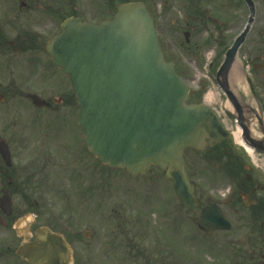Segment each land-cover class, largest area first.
<instances>
[{"label":"flooded vegetation","instance_id":"flooded-vegetation-1","mask_svg":"<svg viewBox=\"0 0 264 264\" xmlns=\"http://www.w3.org/2000/svg\"><path fill=\"white\" fill-rule=\"evenodd\" d=\"M144 1L149 12L155 16V28L163 53L167 61L173 63L176 73L184 81L196 83L188 63L175 57V54L180 53L179 47L189 50L192 56L189 66L195 72L204 70L203 58L214 52L211 81L217 87L221 81L217 77V70L235 38L243 30L242 26L236 36L231 37L241 20L244 1L229 0V18L221 11V5L226 0H169L163 4ZM125 2L0 0V264H28L19 257L18 252L25 247L36 252L42 245L38 243L39 238L56 235L68 245L80 244L77 234L69 235L67 210L61 208L58 215L52 212L51 196L57 197V192L61 190L62 176H66L71 187L75 185L81 190L80 197L83 200L78 204H92L91 209L82 208L80 220L86 223L95 220L98 207L93 198L99 170L95 163L89 167L90 161L84 157L85 145L76 121L77 113H73L76 99L68 79L53 66L46 47L66 18L86 20L85 15L92 14L107 19ZM176 9L184 13L180 24L167 17L172 14L170 11ZM166 12L170 13L167 15ZM174 31H181L184 44L180 42V46H174L170 42L169 33ZM251 39V45L244 51V45ZM238 56L239 67L235 71L234 67L231 69L227 83L248 115H252L253 109H258L264 116V9L263 14L261 9H256L254 24L245 43L238 49ZM200 84L197 91L190 93L189 103L203 102L200 96L206 83ZM31 96L39 97L47 105L33 104ZM53 114L64 117L63 124L69 130L68 139L60 138L59 120L57 125L52 126ZM200 154H206L205 161L214 163V167L220 165L222 173L228 176L226 192L229 197L221 200L214 196L210 187L202 189L194 186L200 177L197 170L189 165L188 178L193 183L198 204L205 201V204L231 205L236 212L242 205L245 210L252 211L253 216L248 218L256 235V248L252 250L251 264H264V176L245 162L243 153L236 152L230 138L206 148ZM87 157H90L89 154ZM219 159L221 163L217 161ZM85 160L87 165L84 164ZM125 174L128 188L138 189L143 182L146 183L141 177ZM154 180V177L149 178V186ZM163 181L165 183L161 185L159 201L156 202L180 204L173 194L171 183ZM243 197L249 199L248 207L244 206ZM108 204L128 203L113 201ZM71 231L74 232L73 229ZM71 251L72 264H77L76 256L81 258V264L83 254L81 257ZM48 263L67 264V257L64 258L60 253L59 257L48 260Z\"/></svg>","mask_w":264,"mask_h":264},{"label":"water","instance_id":"water-1","mask_svg":"<svg viewBox=\"0 0 264 264\" xmlns=\"http://www.w3.org/2000/svg\"><path fill=\"white\" fill-rule=\"evenodd\" d=\"M244 1L250 18L228 51L225 66L232 63L253 21V4L251 0ZM61 29L47 46V52L71 82L88 150L103 165L124 169L132 176L143 175L150 167L158 168L173 182L174 192L184 208H195L197 203L186 178L183 152L202 151L206 145L212 147L228 135L209 108L185 104L188 90L173 66L164 61L153 20L145 6L122 5L111 21L99 25L72 18ZM219 86L234 105L233 115L244 144L264 153L261 118L254 116L259 129L256 136L235 97L222 84ZM32 100L36 105L43 104L37 98ZM243 201L249 205L248 199ZM194 224L207 235L231 227L213 204L203 208ZM40 241L42 245L36 252L26 248L19 253L29 264H45L46 259L55 260L63 252L66 256L67 248L59 237Z\"/></svg>","mask_w":264,"mask_h":264},{"label":"rangeland","instance_id":"rangeland-1","mask_svg":"<svg viewBox=\"0 0 264 264\" xmlns=\"http://www.w3.org/2000/svg\"><path fill=\"white\" fill-rule=\"evenodd\" d=\"M156 1L163 4L169 0H148V3L153 4ZM253 1L256 9H261L263 14L264 0ZM228 2L229 0H226L224 5H221L223 9L221 11L226 18L231 16ZM170 12L172 14L167 16ZM170 12L163 15H166L169 20L175 19L176 23L180 24L184 13L177 9ZM213 13L216 14L215 11ZM85 16L93 21H99L96 15L86 14ZM247 16L248 11L244 5L241 20L231 37L236 36L240 31L246 23ZM174 32L169 33L170 42L174 46L179 45L180 42L184 44L181 31ZM252 39L244 45V51L251 45ZM179 49L178 55L173 54L178 60L188 63V68L193 72L196 80V83L186 80L187 86L194 92L197 91L198 87H201L200 82L206 83L200 97L205 104L217 109L225 127L232 133L231 146L237 149L236 152L243 153L245 162L264 176V157L258 156L256 153L249 155L237 144L233 137V133L237 129L235 123L224 110L223 97L213 82L209 81L211 77H209L207 70L193 71L192 67L189 66L192 61L189 50L183 47H179ZM210 56H214V54L208 53L203 58V65L204 62L209 61L208 57ZM239 58L240 56L236 59L235 70L239 67ZM199 63L202 62L199 61ZM207 66L206 64V69H209ZM52 74L55 75L54 72ZM52 83H54L53 78ZM243 88L246 89L245 86ZM208 97L212 100L207 99ZM76 111L77 107L74 103L73 113ZM55 115L51 121L52 126L57 125L59 120V125H61L60 138L66 140L69 137V130L67 125L63 124L65 119L58 117L59 114ZM254 126H256L255 120ZM185 160L197 170L200 186L202 188L210 187L209 189H212L214 196L224 200L225 197L222 193L226 192L229 182L222 173L221 166L214 167L212 162L204 161L201 154L195 156L185 152ZM97 168L100 170V175L98 182H96L93 200L96 201L95 205L98 207V211L93 223L80 220L79 215L82 208L91 209L92 204H78L82 200L79 198L81 190L75 185L71 187L65 178L66 176H62L63 183H61V190L57 192V197L51 196L52 202L50 204L53 214L58 215L61 208L66 209L69 217V235L75 233L79 236L80 244L72 245V248L73 252L79 256L82 257L83 254L81 264H147V262L149 264H251L253 260L252 250L256 248L254 240L256 235L250 224L249 212L244 207L240 206L236 212L231 205L220 204L225 217L231 223V230L205 236L199 233L193 224V218L199 215L200 208L194 211H186L181 204L156 202L159 201L156 199L159 198L161 182L160 179L157 180L158 173L155 170H150L141 178L146 183L143 182L144 184L138 186V189L130 188V186L127 189V182L123 181L121 177L115 176V173L117 175L118 172L101 168L100 164ZM151 177L156 180L149 187V178ZM122 178L125 179L126 177L123 175ZM151 187L156 189V197L152 195ZM113 201H126L128 204H108ZM132 201L135 204H129ZM204 203L205 201H200V206H203ZM86 230L91 233L88 239L83 238V233ZM76 257L77 264H79L81 258Z\"/></svg>","mask_w":264,"mask_h":264},{"label":"bare ground","instance_id":"bare-ground-1","mask_svg":"<svg viewBox=\"0 0 264 264\" xmlns=\"http://www.w3.org/2000/svg\"><path fill=\"white\" fill-rule=\"evenodd\" d=\"M207 99H209L210 101L212 100L210 97H208ZM233 137L235 138L237 144H239L241 147L244 148V150L251 155L253 153V151H251L250 149H248L247 147H245L240 139V129L237 128L236 131L233 133Z\"/></svg>","mask_w":264,"mask_h":264}]
</instances>
